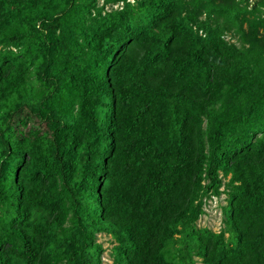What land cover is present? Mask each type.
<instances>
[{"label": "trees", "instance_id": "trees-1", "mask_svg": "<svg viewBox=\"0 0 264 264\" xmlns=\"http://www.w3.org/2000/svg\"><path fill=\"white\" fill-rule=\"evenodd\" d=\"M183 1L0 0L6 44L47 34L41 73L51 91L32 99L49 122L53 165L29 148L32 178L47 177L33 187L19 175L26 151L1 132L4 155L15 153V182H0V264L16 255L25 264H95L103 230L118 238L115 264H264V39L246 33L229 44L222 33L238 15L220 21L215 0ZM258 24L264 29L255 12L250 33ZM6 83L0 98L17 89ZM17 100L28 104L26 93ZM222 186L224 230L196 229L203 196ZM34 205L49 211L47 230L27 231Z\"/></svg>", "mask_w": 264, "mask_h": 264}, {"label": "rangeland", "instance_id": "rangeland-1", "mask_svg": "<svg viewBox=\"0 0 264 264\" xmlns=\"http://www.w3.org/2000/svg\"><path fill=\"white\" fill-rule=\"evenodd\" d=\"M131 3L134 0H129ZM183 1V0H182ZM185 3L187 2L184 0ZM183 1V2H184ZM195 1V0H194ZM217 7H213L218 13L221 20L230 19L238 15L235 21L229 22L230 30H225L222 33V38L229 44L240 46L241 42H246L247 35L251 34V37L259 39L260 44H263L264 29L262 25H254L252 33H250L249 22L253 19L254 13H259L260 17L264 21V0H215ZM102 0H99L98 4L101 5ZM220 6V7H218ZM122 7V3L113 5H107L105 11L118 10ZM218 8L223 11H218ZM185 12V11H184ZM207 8L201 10L197 16V20L203 22L206 18ZM156 18L158 15L155 16ZM164 18L160 16L157 19ZM2 15L0 14V20ZM31 19V23H36V27H40L41 23L34 13L27 19ZM152 18V17H151ZM150 18V19H151ZM213 18V16H212ZM5 18L0 21V73L2 74L1 80L7 77V83L16 85L17 89L14 92L8 93L5 91L3 97L0 98V134L4 132V140L11 146H18V150L26 151L24 155V161L26 163L23 170L19 171L21 179L30 182L33 187L35 185L43 184L47 177L44 175H37L36 178H32L36 174L37 168L31 164V158L27 154L29 148L32 149L35 159L39 164H45V168L53 169V165L49 159L48 144H49V122L46 115L41 117V113L36 110L35 105L37 101H33V96L41 91V98H45L46 95H50L51 80L42 75L46 62H48V48L45 44V31L26 33V38L18 45L6 44L5 38L7 37V29L5 26ZM242 22V24H241ZM146 23L143 24L145 26ZM47 26H50V30L56 26L55 22H51ZM227 26V28H229ZM23 27V25H21ZM47 28V27H46ZM241 28V31H240ZM166 29V28H165ZM165 29H161L165 30ZM47 31V30H46ZM157 32V38L159 32ZM203 32H199V36H203ZM6 83L5 87L8 88ZM25 89V92H24ZM26 93L28 99L27 105H19L17 96ZM18 94V95H17ZM206 124L202 122L200 124L198 135L201 139H205ZM1 142V138H0ZM14 151H11L9 155H4V152L0 147V165L3 168V172L0 176V182L8 180L9 183H14L9 170L15 168ZM32 178V179H31ZM224 180L223 182H225ZM30 184V186H31ZM222 186L219 189L218 195L210 193L203 196L202 202V214L196 222V229L208 230L213 233H219L224 230L225 226L223 220L225 213L228 212L229 199ZM4 206L0 204V225L4 219ZM70 215V212L67 213ZM101 222L105 223L107 218L103 215H99ZM49 211L45 208H40L37 205L30 206L28 208L27 221L30 225V229L38 228L39 231L47 230L49 225L46 223L49 221ZM5 226V225H4ZM68 226V220H65L63 227ZM31 233V232H30ZM95 242L100 246V252L97 255V261L95 264H115V249L118 246V238L109 230H103L95 235ZM21 246L17 243V252L20 254ZM169 251V252H168ZM168 257L173 256V248L168 249ZM21 255V254H20ZM15 261L13 260L9 264H25V259H20V256L16 255ZM196 264H203L201 259L193 257Z\"/></svg>", "mask_w": 264, "mask_h": 264}]
</instances>
